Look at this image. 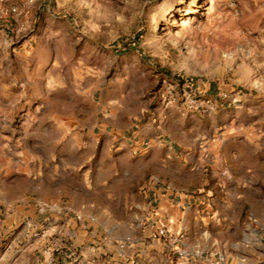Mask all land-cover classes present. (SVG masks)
Returning <instances> with one entry per match:
<instances>
[{"label": "rangeland", "instance_id": "374dc122", "mask_svg": "<svg viewBox=\"0 0 264 264\" xmlns=\"http://www.w3.org/2000/svg\"><path fill=\"white\" fill-rule=\"evenodd\" d=\"M34 2V26L13 48L24 43L28 51L36 48L62 78L76 69L82 81L76 85L80 122L94 113L95 82L87 76L101 70L109 75L119 62L114 56L122 54L140 55L151 71H161L159 87L151 86L149 93L164 107L159 92L171 89L173 95L213 91L227 115L239 111L238 96L250 94L259 98L253 109L264 111V0ZM15 83L0 82V264H85L81 249L58 230L50 228L46 241H39L43 234L27 220L45 211L48 224L49 214L60 209L92 215L104 226L134 225L139 181L69 133V117L75 115L70 82Z\"/></svg>", "mask_w": 264, "mask_h": 264}, {"label": "crops", "instance_id": "0c3cea01", "mask_svg": "<svg viewBox=\"0 0 264 264\" xmlns=\"http://www.w3.org/2000/svg\"><path fill=\"white\" fill-rule=\"evenodd\" d=\"M26 48L0 43V82H70L75 115L69 117V133L139 181L136 224L104 226L92 215L60 209L49 214L53 222L47 224L40 211L36 220H27L43 234L39 241L54 228L81 249L85 264L94 258L107 264H216L218 255L220 264H264V111L253 109L259 98L238 96L239 111L231 115L220 109L213 91L206 96L214 106L209 113L166 108L149 93L159 87L161 71H151L140 55L122 54L114 56L119 62L109 75L101 70L87 76L95 82L94 113L80 122L76 85L82 81L76 69L62 78L36 48ZM55 130L62 133L60 126ZM104 213L111 218L113 211ZM151 224L184 238L171 245L154 240ZM115 230L121 233L114 236Z\"/></svg>", "mask_w": 264, "mask_h": 264}, {"label": "built area", "instance_id": "2783aa9c", "mask_svg": "<svg viewBox=\"0 0 264 264\" xmlns=\"http://www.w3.org/2000/svg\"><path fill=\"white\" fill-rule=\"evenodd\" d=\"M34 0H24L20 4L12 0H0V40L6 48H13L17 40L31 32L35 18L31 15ZM16 41V42H15ZM158 97L166 107H176L182 112L206 114L213 110V103L200 91L182 90L180 95H173L171 89L165 93L160 91ZM234 103L237 99L232 100ZM78 219V218H77ZM150 238L161 240L167 245L176 244L184 238V234L172 233L165 225L150 226ZM216 264L223 262V256H217Z\"/></svg>", "mask_w": 264, "mask_h": 264}]
</instances>
